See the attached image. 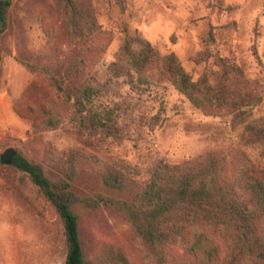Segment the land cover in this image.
Here are the masks:
<instances>
[{
  "label": "rangeland",
  "instance_id": "1",
  "mask_svg": "<svg viewBox=\"0 0 264 264\" xmlns=\"http://www.w3.org/2000/svg\"><path fill=\"white\" fill-rule=\"evenodd\" d=\"M100 25L93 42L75 43L65 12L53 0H12L8 24L0 36V154L12 147L39 163L46 176L61 177L64 157L78 151L81 161L71 187L83 195L105 192L101 170L124 165L139 184L157 159L178 163L215 152L224 157L229 176L245 164H263L257 149L245 143L234 113H207L194 106L166 78L151 72L150 83L129 84L111 77L108 65L126 34H139L163 55L174 53L193 79L206 74L222 81L218 58L236 64L240 75L223 84L260 99L247 108L264 118V0H91ZM40 67L65 87L82 94L88 110L111 112L118 127L111 134L82 124L80 112L63 101ZM73 98L71 99V102ZM60 124L44 128L48 113ZM83 110V115L86 113ZM264 230V224H263ZM203 231L216 247L214 263L204 246L186 249L193 231ZM79 239L88 264H226L227 240L206 225L182 229L159 261L148 254L130 224L105 207L84 210ZM64 225L28 174L0 163V264H65ZM237 264H255L244 259Z\"/></svg>",
  "mask_w": 264,
  "mask_h": 264
},
{
  "label": "trees",
  "instance_id": "2",
  "mask_svg": "<svg viewBox=\"0 0 264 264\" xmlns=\"http://www.w3.org/2000/svg\"><path fill=\"white\" fill-rule=\"evenodd\" d=\"M12 0H0V36L8 24ZM65 12L68 35L72 42H93L100 25L94 16L91 0H53ZM123 6V0H116ZM2 49L0 43V67ZM225 83L240 75V68L224 57L218 58ZM51 84L63 94V101L81 113L82 124L111 134L118 127L111 112L103 114L88 110L81 95L63 86L47 67H40ZM111 77H124L129 84L144 85L153 78L151 72L166 78L194 106L207 113L230 110L234 124H241L245 143L257 149L264 158V118L251 117L249 106L259 97L246 91H230L223 84L211 83L206 74L193 79L178 57L170 52L159 54L151 43L139 34H126L108 65ZM73 101L71 102V99ZM83 110L87 112L83 115ZM60 116L48 113L41 121L44 128L60 124ZM13 165L30 177L40 193L61 218L66 238L65 264H88L79 239L80 214L87 209L105 207L126 220L144 244L148 254L159 261L163 248L178 242L187 226H208L227 240L226 264L249 259L264 264V163L245 164L229 176L224 157L208 152L178 163L157 159L149 170L146 183L139 184L124 165L107 164L101 170V184L105 192L92 195L76 192L71 183L81 161L78 151L64 157L61 177L51 179L43 167L16 153ZM186 249L198 252L206 243L204 255L214 263L216 247L203 231H193L186 240Z\"/></svg>",
  "mask_w": 264,
  "mask_h": 264
},
{
  "label": "water",
  "instance_id": "3",
  "mask_svg": "<svg viewBox=\"0 0 264 264\" xmlns=\"http://www.w3.org/2000/svg\"><path fill=\"white\" fill-rule=\"evenodd\" d=\"M16 155V150L12 147H8L3 150V152L0 154V163L2 164H13L14 156Z\"/></svg>",
  "mask_w": 264,
  "mask_h": 264
}]
</instances>
